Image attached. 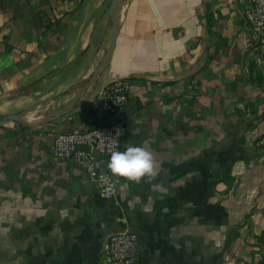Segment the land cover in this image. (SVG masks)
I'll list each match as a JSON object with an SVG mask.
<instances>
[{"label": "crops", "instance_id": "crops-1", "mask_svg": "<svg viewBox=\"0 0 264 264\" xmlns=\"http://www.w3.org/2000/svg\"><path fill=\"white\" fill-rule=\"evenodd\" d=\"M113 0H0V115L37 122L66 106L105 53ZM248 0H126L108 66L69 112L0 128V264H96L134 230L136 264H264V53ZM126 79L116 114L98 89ZM122 119L155 175L105 197L51 154L59 131Z\"/></svg>", "mask_w": 264, "mask_h": 264}, {"label": "built area", "instance_id": "built-area-1", "mask_svg": "<svg viewBox=\"0 0 264 264\" xmlns=\"http://www.w3.org/2000/svg\"><path fill=\"white\" fill-rule=\"evenodd\" d=\"M247 14L252 21L254 43L264 53V0H248ZM129 87L126 79L113 80L101 86L93 102L94 111L116 114L127 101ZM125 132L126 125L122 119L80 131H59L54 136L51 154L58 159L73 160L86 170L103 196L113 197L119 179L98 167L97 156H110L114 145L120 149ZM139 254L138 234L132 229H124L107 235L101 259L96 264H136Z\"/></svg>", "mask_w": 264, "mask_h": 264}, {"label": "water", "instance_id": "water-1", "mask_svg": "<svg viewBox=\"0 0 264 264\" xmlns=\"http://www.w3.org/2000/svg\"><path fill=\"white\" fill-rule=\"evenodd\" d=\"M125 1L126 0H113V2H112L111 11H110L111 33H110L109 45H108L105 53L103 54L100 62L98 63V65L93 70L89 81L87 82V84L85 86H83L82 90H80L66 106H63L61 108H57V109L53 110L52 112L45 114L37 122H32V121L26 119L22 115H16V114L4 115V116L0 117V128L9 124V123H14V124H17V125H19L21 127H25V128L34 127L37 125L47 123L51 120H54V119L60 117L61 115L69 112L70 110H72L77 105L80 97L83 96L84 92L89 87V85L94 83L93 88H96L99 85L100 78H101L105 68L109 64V61H110V58L112 55V51H113V47L115 44V39L117 36V31H118L119 8Z\"/></svg>", "mask_w": 264, "mask_h": 264}, {"label": "clouds", "instance_id": "clouds-1", "mask_svg": "<svg viewBox=\"0 0 264 264\" xmlns=\"http://www.w3.org/2000/svg\"><path fill=\"white\" fill-rule=\"evenodd\" d=\"M107 166L113 174L136 180L145 175H155V162L152 153L136 144H129L123 150L114 145Z\"/></svg>", "mask_w": 264, "mask_h": 264}, {"label": "rangeland", "instance_id": "rangeland-1", "mask_svg": "<svg viewBox=\"0 0 264 264\" xmlns=\"http://www.w3.org/2000/svg\"><path fill=\"white\" fill-rule=\"evenodd\" d=\"M0 117H1V115H0ZM10 124V123H9Z\"/></svg>", "mask_w": 264, "mask_h": 264}]
</instances>
